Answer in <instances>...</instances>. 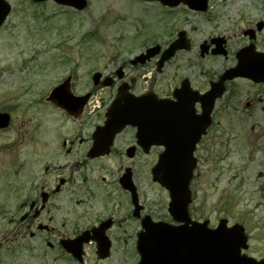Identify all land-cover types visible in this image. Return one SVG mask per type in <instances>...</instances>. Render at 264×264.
<instances>
[{"label": "flooded vegetation", "instance_id": "af4514ba", "mask_svg": "<svg viewBox=\"0 0 264 264\" xmlns=\"http://www.w3.org/2000/svg\"><path fill=\"white\" fill-rule=\"evenodd\" d=\"M6 1L10 17L13 5ZM150 3L161 11L160 33L143 37L140 42L149 45L139 47L131 58L116 60L109 70H92L85 89L76 88L81 84L68 70L47 93L39 94L34 83L22 90L7 85L0 91V264H138L139 236L156 234L147 232L145 224L171 226L180 234L195 226L193 221L172 220L168 193L152 179L151 169L163 145L146 152L136 127L127 125L114 135L106 153L93 155L90 150L121 86L135 97L155 95L179 102L187 141L190 117L203 112L200 96L225 71L239 58L241 64L254 60L264 68V0H207L202 11L182 3ZM189 17L195 19L191 27L186 24ZM191 31H198L202 39L194 42ZM178 35L187 45L160 62ZM147 51L144 62L132 61ZM95 72L100 78L94 80ZM238 81L253 89L236 87ZM60 84L63 92L50 100L49 92ZM224 85L194 147L191 197L196 184L206 178L219 184L229 170V133L234 127L251 121V130L264 131V80L236 77ZM42 103L54 116L50 126L39 117ZM14 133L19 135L16 139ZM164 139L173 137L165 134ZM128 170L130 180L124 177ZM141 172L147 174L148 192ZM146 217L152 224L143 221ZM171 259L169 264H177Z\"/></svg>", "mask_w": 264, "mask_h": 264}, {"label": "rangeland", "instance_id": "374dc122", "mask_svg": "<svg viewBox=\"0 0 264 264\" xmlns=\"http://www.w3.org/2000/svg\"><path fill=\"white\" fill-rule=\"evenodd\" d=\"M10 1L13 13L0 28V91L7 85L20 90L34 83L39 94L47 93L52 83L65 77L68 70L75 73L81 84L76 88L81 91L89 85L87 78L92 70H109L116 60L131 58L139 47L149 45L140 44L143 37L161 31V11L150 2L87 0V7L77 12L53 2ZM194 23L195 19L189 17L186 24L191 27ZM190 35L194 42L202 39L198 31H191ZM235 86L253 89L243 81ZM42 104L38 105L39 117L50 126L54 116ZM250 122L230 131L229 170L219 184L206 178L195 185L189 215L196 221L208 220L210 227H215L220 219H226L228 225L242 226L247 236L246 254L261 259L264 258V131L251 130ZM18 136L15 134L13 139ZM148 159L149 156L145 160ZM140 167L137 162L136 168ZM141 173L146 179L143 188L148 192L147 174Z\"/></svg>", "mask_w": 264, "mask_h": 264}, {"label": "water", "instance_id": "95a60500", "mask_svg": "<svg viewBox=\"0 0 264 264\" xmlns=\"http://www.w3.org/2000/svg\"><path fill=\"white\" fill-rule=\"evenodd\" d=\"M43 1V0H35ZM60 4L72 6L78 10H82L86 6V0H55ZM162 4L175 6L179 3L186 4L189 8L194 10H205L207 0H158ZM8 6L4 0H0V25L5 16L8 14ZM181 38V39H180ZM187 45L184 39L179 36V39L171 44L169 55H171L176 48ZM166 56V58L169 57ZM164 60V59H163ZM136 61H144V57L136 58ZM96 76H99L96 74ZM235 76H243L254 81L264 80V68H259L253 60L247 64H241L240 58L238 65L225 72L221 80L212 87V89L205 95L206 103L203 108L204 112L200 117L199 128L192 129L190 141H186L180 145L176 142L170 146H166L164 153L159 156L157 164L152 168L153 179L164 186L170 196L169 212L174 219H182L181 215L187 214V205L190 202V192L188 189L189 181L191 179L192 170L194 168V158L192 152L194 144L197 141V136L204 132V128L208 123L209 113L214 103V100L222 94L224 89L223 82L226 79H231ZM95 77V75H94ZM128 94L122 90L119 95ZM204 99V97H202ZM121 102L129 105L127 109L120 108ZM166 102L164 100H149L148 98L134 99L127 96H120L114 102L107 112V122L105 128L112 130L111 136L127 123L138 126V135L149 140L147 144H161V135L164 131L178 133L176 129V115L177 107L175 104ZM166 120V122H164ZM93 149L94 153H102L107 149L109 143L107 140H102L96 137ZM112 138V137H111ZM143 139V138H142ZM185 220V219H184ZM207 221H204V226H200L198 233V244H188L184 239L183 234L178 232L181 238V243L185 244L188 249L186 257L191 260V257L198 262V264H264V259L256 261L248 256L240 255L241 248H247L246 237L243 234V229L240 226L226 227V220H220V225L214 230H208L205 227ZM201 225V224H200ZM149 228V227H147ZM150 229H153L150 227ZM206 230L210 234H204ZM176 244L179 242H175ZM150 246V245H148ZM176 246V245H175ZM142 245V239L139 243V250L142 255L140 264H160L165 262L164 253L150 251ZM183 252L178 251L179 258ZM183 259L182 257L180 258Z\"/></svg>", "mask_w": 264, "mask_h": 264}]
</instances>
